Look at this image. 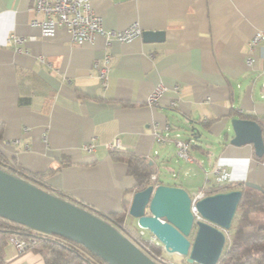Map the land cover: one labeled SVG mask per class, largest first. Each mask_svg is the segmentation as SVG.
Masks as SVG:
<instances>
[{"label": "crops", "instance_id": "1", "mask_svg": "<svg viewBox=\"0 0 264 264\" xmlns=\"http://www.w3.org/2000/svg\"><path fill=\"white\" fill-rule=\"evenodd\" d=\"M34 2L0 0V150L7 159L30 172L54 168L49 186L103 212L126 208L124 222L131 225L137 180L110 151L150 158L162 177L160 167L176 148L155 140L158 122L192 140L193 160L186 162L197 164L205 178L196 192L216 184L217 163L231 181L264 188V154L258 156L253 143L230 142L234 116H252L264 139V41L255 46L254 64L246 62L252 37L264 30V0H92L106 28L138 21L143 30L165 32L161 41L138 37L109 46L101 35L75 43L65 28L42 36L32 24L43 17ZM12 34L24 41L10 45ZM158 84L166 91L150 105ZM88 143L93 150L84 147ZM3 255V264H44L41 252L20 250L13 238Z\"/></svg>", "mask_w": 264, "mask_h": 264}, {"label": "water", "instance_id": "2", "mask_svg": "<svg viewBox=\"0 0 264 264\" xmlns=\"http://www.w3.org/2000/svg\"><path fill=\"white\" fill-rule=\"evenodd\" d=\"M142 37L146 41H161L165 32L146 29ZM230 123L234 132L231 143H253L256 154H264L262 127L257 120L234 116ZM191 130L196 132L197 128ZM241 196V189H231L202 197L196 202L202 219L194 222L192 197L184 187L148 184L134 193L128 212L137 218L139 227L155 234L167 251L181 253L189 263L216 264ZM0 216L80 243L108 264H162L102 215L6 166H0Z\"/></svg>", "mask_w": 264, "mask_h": 264}, {"label": "trees", "instance_id": "3", "mask_svg": "<svg viewBox=\"0 0 264 264\" xmlns=\"http://www.w3.org/2000/svg\"><path fill=\"white\" fill-rule=\"evenodd\" d=\"M28 97H21V102H27ZM244 118L253 119L252 116ZM4 125L0 123V138ZM114 159L126 161L128 171L136 180L138 190L148 185V178L155 170V164L150 163V158L139 156L131 150L111 149ZM0 166H6L11 171L39 186L53 191L89 210L105 217L125 233L129 234L124 227L127 209L119 211L103 212L95 206L76 199L72 195L49 186L46 178L54 171L49 168L44 172H30L20 168L5 157L0 150ZM159 181L167 183L160 177ZM209 194L218 191L241 189L242 196L229 229V237L226 240L224 250L216 264H264V188L243 181H230L222 185H209L205 187ZM130 235V234H129ZM14 237L31 238L28 247H33L42 253L44 264H108L101 258L93 255L82 244L60 236L45 234L33 230L25 225L16 223L0 216V264H3L4 246ZM133 240L153 259L162 264H169L159 258L161 247L149 242L146 238H134Z\"/></svg>", "mask_w": 264, "mask_h": 264}, {"label": "built area", "instance_id": "4", "mask_svg": "<svg viewBox=\"0 0 264 264\" xmlns=\"http://www.w3.org/2000/svg\"><path fill=\"white\" fill-rule=\"evenodd\" d=\"M34 11L43 15L41 19L35 18L32 20V24L38 26L41 30V34L44 37H51L56 35L60 28H65L70 34L71 40L75 43L82 44L85 42L93 41L96 36L101 35L106 46L111 45L113 41L119 42H131L138 37H142L143 29L138 21H135L123 29L106 28L103 24L102 17L99 16L92 5V0H35ZM24 41V37L12 34L8 37L7 42L10 45L18 46ZM264 41V30L257 31L250 41V49L246 59L247 64L253 65L255 62V46ZM17 49H20L17 47ZM111 60V54H106L104 58L105 66L101 68V75L106 77L107 64ZM166 91V86L158 84L154 87L148 96L147 102L150 105H156L159 97ZM174 103V102H173ZM153 134L155 140L160 144H174L176 148V154L179 157H183L187 161H192L193 157L190 153V147L192 140L184 139L180 136V133L172 134L169 124L161 125L158 122L153 123ZM110 146V145H109ZM88 150H93L94 143H88L84 146ZM215 183L219 186L223 183L231 181V173L227 170L226 166L217 163L213 169ZM148 184H152L154 187L162 184L159 181L157 171L150 174L148 178ZM208 191L205 187L198 190L191 195V209L194 215V222L198 219H202L196 202L202 197L208 195ZM125 229L128 231V236L140 239L143 237V230L133 229L129 224L123 223ZM226 236L229 237V230H226ZM133 239V238H131ZM15 244L20 250H24L28 247L30 239L23 237H14ZM147 240L155 245L161 247L159 258L169 264H182L181 262H171L164 257L165 247L164 244L157 238L155 234H151ZM187 264H195L188 263Z\"/></svg>", "mask_w": 264, "mask_h": 264}, {"label": "rangeland", "instance_id": "5", "mask_svg": "<svg viewBox=\"0 0 264 264\" xmlns=\"http://www.w3.org/2000/svg\"><path fill=\"white\" fill-rule=\"evenodd\" d=\"M183 131V135L189 136L188 130L186 128L181 129ZM202 131V130H201ZM187 167H193L189 170V173H185V171H188ZM173 171L175 172L173 175ZM160 174L162 178L170 185H176L177 184H184L187 187L188 192L190 195H193L194 192L198 189V186L203 183L204 181V173L201 168L197 166V164H188L186 160L183 157H179L178 155L174 154L171 156L168 161H166L163 165L160 167ZM129 220L132 222L130 226L134 229L143 230V237L149 238L151 236V232L147 228H141L137 224V218L130 215ZM195 229H193L194 232ZM176 255V253H175ZM183 256V255H182ZM182 264H187L186 257L183 256L182 260L180 261ZM189 263V262H188ZM199 264V263H195Z\"/></svg>", "mask_w": 264, "mask_h": 264}, {"label": "bare ground", "instance_id": "6", "mask_svg": "<svg viewBox=\"0 0 264 264\" xmlns=\"http://www.w3.org/2000/svg\"><path fill=\"white\" fill-rule=\"evenodd\" d=\"M176 253V255H175ZM164 257L171 262H180L182 260V254L179 252H169L165 250Z\"/></svg>", "mask_w": 264, "mask_h": 264}]
</instances>
